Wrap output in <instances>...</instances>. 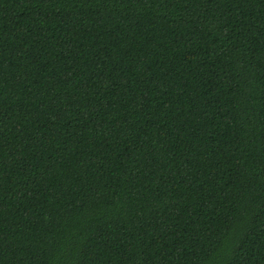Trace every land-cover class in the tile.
I'll return each instance as SVG.
<instances>
[{
  "label": "trees",
  "instance_id": "trees-1",
  "mask_svg": "<svg viewBox=\"0 0 264 264\" xmlns=\"http://www.w3.org/2000/svg\"><path fill=\"white\" fill-rule=\"evenodd\" d=\"M0 264H264V0H0Z\"/></svg>",
  "mask_w": 264,
  "mask_h": 264
}]
</instances>
